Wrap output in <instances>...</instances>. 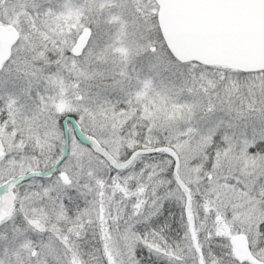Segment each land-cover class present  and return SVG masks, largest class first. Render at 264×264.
Listing matches in <instances>:
<instances>
[{"label": "snow or ice", "instance_id": "6c2138e0", "mask_svg": "<svg viewBox=\"0 0 264 264\" xmlns=\"http://www.w3.org/2000/svg\"><path fill=\"white\" fill-rule=\"evenodd\" d=\"M0 264H264V0H0Z\"/></svg>", "mask_w": 264, "mask_h": 264}]
</instances>
